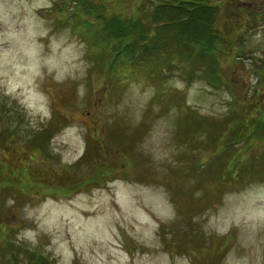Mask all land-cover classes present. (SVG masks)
I'll list each match as a JSON object with an SVG mask.
<instances>
[{"label":"rangeland","instance_id":"rangeland-1","mask_svg":"<svg viewBox=\"0 0 264 264\" xmlns=\"http://www.w3.org/2000/svg\"><path fill=\"white\" fill-rule=\"evenodd\" d=\"M208 1L229 41L227 57H219V74L228 80L219 88L183 80L177 65L164 69V81L148 78L151 68L129 57L109 70L104 44L88 34L84 9L69 0H0V172L18 162L51 169L41 183L22 184L17 198L0 197L8 207L0 221L1 264L25 263L34 249L50 264H197V257L175 248L182 231H190L187 223L205 236L207 249L221 247L219 264H264V178L243 186L227 182L212 192L211 171L202 183L177 175L194 160L216 166L222 149L197 147L210 133L193 129V122L225 117L231 92L243 99L261 93L255 69L264 62V0ZM158 3L107 0L104 12L121 14L127 25L142 11L150 21ZM53 110L60 128L46 153L34 154L28 141ZM87 143L101 167L116 171L104 183L59 189L55 181L66 179L64 171L85 175L95 161L90 153L91 160L73 165ZM240 145L227 150L239 166L252 153ZM177 221L185 223L177 225L179 234Z\"/></svg>","mask_w":264,"mask_h":264},{"label":"trees","instance_id":"trees-1","mask_svg":"<svg viewBox=\"0 0 264 264\" xmlns=\"http://www.w3.org/2000/svg\"><path fill=\"white\" fill-rule=\"evenodd\" d=\"M69 1L84 9L85 17H88V19L82 17L81 22L83 26H87L93 31L88 33L89 35H94L97 37L98 42L104 44L108 52L105 66L109 70H112L113 67L115 68L116 63L120 65L119 62H122V58L129 57L137 66L151 68L147 77L150 78L151 74L153 76L156 75L157 78L155 76L154 78L158 81L167 79L169 73L167 74L164 69L170 71L176 65L182 67L183 71L180 76L188 82H193L197 78L204 80L207 85L213 88H219L225 85L222 81L228 80L225 74H219L221 70L219 57H227L228 53L223 49H225L229 41L217 25L216 5L211 4L208 0H159L154 9H151L155 17L154 15L151 16L150 21L147 11H142L139 16L127 25L123 23L121 14L107 16L104 12L107 0H98L99 3H95L93 0ZM71 13L76 14L75 11ZM97 25L101 26V30L97 31L94 29ZM151 27L155 28L154 34L149 32ZM237 57L239 59H234V61H238L241 64V54H237ZM136 58L138 60H134ZM255 70L257 73L256 87L261 90V93L257 94L258 96L253 95L243 99L232 92L230 93V88L227 87L231 98L225 101L227 107L226 116L222 119L201 116L197 123L193 122V129H200L199 132L210 133L206 141L199 143L197 147H211L215 152L217 147L220 144L222 145V149L220 150L219 146L217 150L216 166H210L209 164L202 166L200 162L194 160L185 173L183 171L180 173L179 171L177 175L185 176L186 179L200 177V183H202L203 179L206 178L204 174L211 171L213 173L207 178L209 177L216 186V188H212V192L216 191L218 187L224 186L227 182L231 186L236 184L243 186L244 180L253 178V181L250 182L252 183L264 178V62L260 61L257 63ZM58 117L59 114L56 110H53L49 121L39 127L38 131L31 136L32 138L29 139L28 144H30V147L32 146V153H46L47 141L60 128L55 123ZM90 137L97 138L93 133ZM260 142L262 143V149L259 151L257 145H260ZM255 143L256 148H254ZM2 144L4 145V143ZM102 144L105 149H108L106 143ZM237 144H241L240 148L242 149H251L252 152L250 159L248 158L242 162L243 164L240 166V161L236 160V156H232V154L227 152V150ZM11 149V147L8 148L9 151ZM90 153L93 152L87 143L85 152L73 164L75 165L74 167L80 166L81 163L88 159L91 160ZM93 154L96 159L92 164H88L89 170L85 173L86 176H76L74 172L69 174L64 171L63 174L66 179H62L60 182L58 180L55 181L62 185L59 189L67 191L75 188L76 190L81 184L87 182L96 183L102 178H105L102 181L104 183L106 178H109L108 174L116 171V169L101 167L99 162H97L99 160L98 155ZM25 155L27 156V154ZM26 159H32V157L27 156ZM27 166L20 162L17 164L10 163L6 167V174L5 171L0 172V197L11 196V198H17L15 196L21 193L22 184H28L31 179L41 183L44 177L51 172V169L49 172V170L41 167L32 169ZM0 168L2 167L0 166ZM84 176L86 178H83ZM196 183L200 184L199 182ZM202 189L205 194L208 193V188L204 187ZM6 210H8V207L4 205V199H1L0 211L2 213L0 214V221L2 214H5ZM0 225L2 226L3 224L0 222ZM177 225L183 227L185 223L177 221L173 227L175 233L183 232V236L179 238L180 241L177 242L176 247L171 244L172 246L177 250L182 248L195 260L197 257V264H219L220 246L209 250L206 247V238L202 233L194 231L188 223L186 226L192 233L186 230L180 232L176 230ZM3 228L4 226H2L1 230ZM189 235H192L191 244L187 241V236ZM162 240L166 242L167 239L162 237ZM50 263L47 258L40 254L38 249H34L29 252V255L26 256V262L22 264ZM9 264L19 263L16 260H12Z\"/></svg>","mask_w":264,"mask_h":264}]
</instances>
